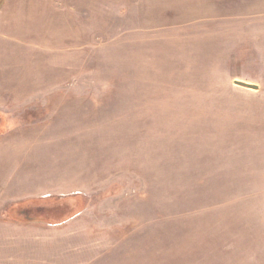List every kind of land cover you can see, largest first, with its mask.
<instances>
[{"label":"rangeland","instance_id":"obj_1","mask_svg":"<svg viewBox=\"0 0 264 264\" xmlns=\"http://www.w3.org/2000/svg\"><path fill=\"white\" fill-rule=\"evenodd\" d=\"M0 264H264V0H0Z\"/></svg>","mask_w":264,"mask_h":264},{"label":"water","instance_id":"obj_2","mask_svg":"<svg viewBox=\"0 0 264 264\" xmlns=\"http://www.w3.org/2000/svg\"><path fill=\"white\" fill-rule=\"evenodd\" d=\"M235 84L241 87H244V88H251V89H256V90L260 88L258 84L251 83V82H245V81H241L238 79L235 80Z\"/></svg>","mask_w":264,"mask_h":264}]
</instances>
